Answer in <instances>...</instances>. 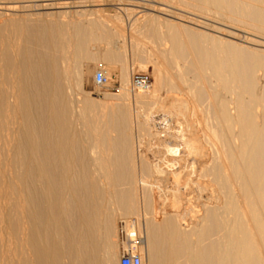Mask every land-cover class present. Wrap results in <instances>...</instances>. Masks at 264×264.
<instances>
[{"label":"bare ground","instance_id":"bare-ground-1","mask_svg":"<svg viewBox=\"0 0 264 264\" xmlns=\"http://www.w3.org/2000/svg\"><path fill=\"white\" fill-rule=\"evenodd\" d=\"M61 1L0 0V264H119L120 229L142 264H264V0L160 1L245 46L195 15L116 27ZM92 42L121 64L101 100L82 88ZM130 57L151 91L130 94Z\"/></svg>","mask_w":264,"mask_h":264},{"label":"rangeland","instance_id":"rangeland-1","mask_svg":"<svg viewBox=\"0 0 264 264\" xmlns=\"http://www.w3.org/2000/svg\"><path fill=\"white\" fill-rule=\"evenodd\" d=\"M21 1V0H20ZM24 2L26 1H29V0H23ZM57 1L56 3H60L59 1L61 0H52V2H55ZM69 1H72V0H69ZM77 1V0H76ZM79 1V0H78ZM81 1V0H80ZM83 2H85V4H83V7L81 8L82 10L86 11V12H90L93 13L92 16H88L89 19L92 18L94 19L95 17L97 18L98 16H103L107 19H110L112 20V23L114 22V26L116 27H119L121 26V24H123V21L125 20V23L124 24H127L129 25V23H131L132 20H134V18L136 19V17H140L142 14V12H147V13H150L149 10L151 9L150 6H153L155 11L159 12L158 10L162 8V11H160V13H156L158 14L159 16L163 17V18H169L167 17L166 15H162V14H167V15H170L171 16V13H174V14H178L181 16L183 15L184 17H187L189 18L190 16L192 18H194V15H195V18L198 20V21H203V23H208V25H211V30L208 29H203V28H198V30L200 32H203V33H208L209 35H212V36H220V38H225V39H229L227 38V36H224L226 35V32H231L234 33L236 32V37L234 39H231L230 40L236 44H240L242 45L241 43H243V38H252L253 37L250 35V32L249 35L248 33L245 35L244 33L247 32V30H245V32L243 31V28H242V32H241V28L240 27H232L230 28V26L228 24H225L224 22H221V21H217L215 18H213L211 15H207V22H206V19L204 16H202L201 14L199 15V13L192 11L191 10V13H190V10L189 9H185L183 7H179V6H175L173 4H166L165 2H160L161 0H153L152 3H150V0H123V1H130L131 3H129L130 5L128 6L127 3H120V5H118V1L119 0H82ZM156 1V2H155ZM41 0H32V3L35 4V5H39L38 3H40ZM62 2V1H61ZM88 2V3H87ZM96 2V3H95ZM137 3V4H136ZM146 3V5H148L147 7H144L145 8V11L143 10L142 6H144V4ZM158 3V4H157ZM41 4V3H40ZM91 4V5H90ZM133 4V5H131ZM162 4V5H161ZM164 4V5H163ZM87 5V7H86ZM97 5V6H96ZM122 5V6H121ZM145 5V6H146ZM160 5V6H159ZM163 6V7H162ZM165 6V7H164ZM132 8V9H131ZM166 8V9H164ZM79 9V8H78ZM120 9V10H119ZM130 9V11H129ZM148 9V10H147ZM68 10V9H66ZM72 10V9H71ZM73 10H77V9H73ZM80 10V9H79ZM119 10V11H118ZM133 10V12H131ZM186 10V11H185ZM123 11V12H122ZM141 13H139V12ZM177 11V12H176ZM42 11H37V13H41ZM131 12V13H130ZM138 12V13H137ZM166 12V13H165ZM36 13V12H35ZM124 13V14H122ZM152 13H155V12H152ZM162 13V14H161ZM193 13V15H192ZM189 14V15H188ZM98 15V16H97ZM115 15H118V18H122V22L117 19V16ZM127 15V17H125ZM133 15V16H132ZM129 16L130 17V20H129ZM135 16V17H134ZM166 16V17H164ZM198 16V17H196ZM86 17V18H88ZM115 17V18H113ZM190 17V18H191ZM201 19H200V18ZM204 17V18H203ZM112 18V19H111ZM126 18H128V20L130 22H127ZM194 18V19H195ZM199 18V19H198ZM117 19V20H116ZM171 19V18H169ZM211 19V20H210ZM2 19H0L1 21ZM116 20V21H115ZM214 22H213V21ZM212 21V22H211ZM214 23V24H213ZM219 23V24H218ZM222 23V26L220 25ZM120 24V25H119ZM113 25V24H111ZM215 25V26H214ZM224 26V27H223ZM214 27V29H213ZM215 28H218L219 31L215 30ZM223 28V29H222ZM236 28V29H235ZM214 30V32L212 31ZM217 31V32H216ZM224 32V33H223ZM240 32V33H239ZM243 33V35L241 34ZM199 34V32H198ZM223 34V35H222ZM241 34V35H240ZM200 35V34H199ZM239 35V36H238ZM200 36H198L197 38H199ZM201 38V37H200ZM200 38L198 40H200ZM138 39V42L139 44L142 46V47H151L152 44L151 42H149L144 36H139L137 37ZM239 39V40H238ZM242 39V41L240 40ZM256 39V38H255ZM239 42V43H237ZM246 44L243 43V46H245ZM91 49H92V53H94L96 55V58L94 60H84L82 61V66H83V71L86 72V70H88V73L85 74V77H84V80L82 82V88L83 90L85 91V93L87 94H91L90 97L92 99H96V100H101L103 98L104 95L106 94H117L119 92V89H120V81H119V64L117 65H111V63H108L106 61V59L103 58V52L101 51H98L99 50V47H105L102 43L98 44V43H95V42H92L91 44ZM112 48V47H111ZM260 49V48H258ZM263 49V48H261ZM140 56V54H139ZM146 60V59H145ZM129 62V63H128ZM128 62L126 63V68L128 69L129 71V68L131 69V77L135 74H145L147 75L149 78H150V83H151V86L149 88V91H151L155 86H156V82L158 79H156V75L155 73L153 72V66L152 64L146 60L147 64H143L144 62V58L142 61H140L137 57L136 58H131L130 57V61L128 59ZM119 65V66H118ZM149 68V69H148ZM101 70H105V71H108V78H109V84L107 87L105 88H102V89H99L97 87H95L94 83H93V75L96 71H101ZM155 76H154V75ZM130 77V78H131ZM131 80V79H130ZM130 85V84H129ZM167 84H165L166 86ZM164 86V87H165ZM163 87V88H164ZM130 90H131V93L130 94H135L137 93L136 91H133L131 89V87H129ZM158 88V86H157ZM163 88H158V91H159V95L161 96H164L166 94V89L168 87H165L164 89ZM165 90V91H164ZM196 205V204H194ZM194 210H198V208L195 207ZM133 221L137 220V218H131ZM130 220V219H129ZM131 220V221H132ZM120 221V220H119ZM138 221V220H137ZM136 221V223H137ZM129 237H139V232L138 230L136 231H132V234H127ZM115 240V239H114ZM116 240L118 242V244L120 243L119 240L117 239L116 237ZM117 247V246H116ZM117 252H119L118 254H120V251H121V245H119V247H117Z\"/></svg>","mask_w":264,"mask_h":264},{"label":"built area","instance_id":"built-area-1","mask_svg":"<svg viewBox=\"0 0 264 264\" xmlns=\"http://www.w3.org/2000/svg\"><path fill=\"white\" fill-rule=\"evenodd\" d=\"M109 78L105 73L101 71H96L93 76V83L95 87L102 89L108 86ZM131 89L136 92L147 91L150 86V78L145 74H135L131 77ZM120 241L121 251L119 254V264H142L141 256L137 253L136 247L139 242L137 237L125 236L124 232L120 229Z\"/></svg>","mask_w":264,"mask_h":264}]
</instances>
